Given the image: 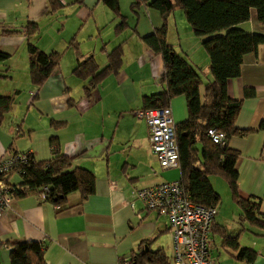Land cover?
Instances as JSON below:
<instances>
[{"label": "crops", "instance_id": "0c3cea01", "mask_svg": "<svg viewBox=\"0 0 264 264\" xmlns=\"http://www.w3.org/2000/svg\"><path fill=\"white\" fill-rule=\"evenodd\" d=\"M132 1L119 0L128 28L116 34L120 17L103 0H0V51L6 55L0 58V96H13L11 108L0 117V157L30 151L34 160L49 159V139L56 136L59 151L72 159L69 168L83 167L95 175V192L84 199L73 191L55 204L41 200L36 189L16 196L11 210L0 217V264L9 263V243L19 241L42 242L46 264H117L122 258L132 263L138 254L159 249L171 260L166 253L172 254L167 218L146 210L135 195L137 188L180 176L178 168H161L149 145L148 126L135 115L144 95L162 90V59L140 39L159 27L162 18L151 7L131 9ZM185 19L181 9L170 13L167 40L210 80L209 57ZM29 23L37 24L30 41L46 53L60 54L57 67L39 88L28 71ZM238 26L264 34L255 8ZM72 39L81 55L94 56L100 69L121 44L120 68L102 78L91 98L83 91L87 80L73 73L78 55L69 45ZM245 89L253 94L245 96ZM227 92L242 101L235 126L248 130L228 139L229 147L239 152V194L258 199L264 214V41L256 52L243 55L241 73L228 79ZM70 100L73 105H68ZM169 108L174 123L187 117L183 95L173 97ZM219 205L214 221L226 229ZM227 234L237 232L231 228ZM257 257L253 264H264Z\"/></svg>", "mask_w": 264, "mask_h": 264}, {"label": "trees", "instance_id": "16d2710c", "mask_svg": "<svg viewBox=\"0 0 264 264\" xmlns=\"http://www.w3.org/2000/svg\"><path fill=\"white\" fill-rule=\"evenodd\" d=\"M115 17H120L114 29L119 34L128 28L124 16H121L119 0H103ZM82 3L83 0H75ZM147 6L159 11L162 24L150 33L141 36V41L159 55L163 63V72L159 81L162 90L141 99V109L169 107L171 99L178 95L185 97L187 117L175 123V141L178 147V169L180 183L184 193L192 202L205 206H218L220 196L209 179L211 175L221 177L228 186L232 201L239 208V220L249 227L264 231V214L260 210V201L254 197L243 198L237 187L235 162L239 156L237 150L228 145V139L234 135H245L246 129H238L235 120L241 107V99L231 98L227 92V81L241 73L243 55L256 52L264 41V34L247 31L238 25L249 19L250 9L255 8L257 19L264 23V0H133L130 7L135 10ZM176 9H181L191 31L201 38V45L209 57L211 79L204 80L201 68L194 65L180 49L167 40V18ZM37 31L36 23H29L27 37L28 71L33 86L39 88L55 70L60 54L46 53L31 41ZM134 31V30H133ZM69 45L77 51V64L73 73L87 80L83 87L84 95L91 98L102 78L118 71L121 66V44L112 49L107 56L108 63L100 69L93 55L84 57L78 43L72 39ZM104 50V48H103ZM0 51V58H5ZM252 89H245V96H251ZM36 99V94L32 96ZM73 105L74 101H68ZM13 96H0V117L11 108ZM53 126L62 124L51 122ZM264 128V121L262 123ZM215 129L225 136V143L215 142L208 130ZM52 156L46 160H34L22 167V178L18 185L26 186L15 193L23 196L27 191L36 189L37 194L47 186V198L55 204L61 203L66 196L79 191L81 198L95 192V175L83 167L70 169L71 157L62 154L58 148V139H49ZM14 197V198H15ZM215 218V217H214ZM221 238V246L229 248L234 257L247 264H253L258 252L250 247L241 246L240 233L229 236L224 226L213 220L212 234ZM147 241V240H146ZM144 242V240H143ZM8 264H46L44 245L39 241H19L9 243ZM263 256V252H260ZM168 257L162 249L146 250L132 259V264H167Z\"/></svg>", "mask_w": 264, "mask_h": 264}, {"label": "built area", "instance_id": "2783aa9c", "mask_svg": "<svg viewBox=\"0 0 264 264\" xmlns=\"http://www.w3.org/2000/svg\"><path fill=\"white\" fill-rule=\"evenodd\" d=\"M135 115L148 126V140L152 152L163 170L178 168V147L175 141V123L169 107L138 109ZM215 142L225 143V136L215 129L208 130ZM31 161V152H7L0 157V217L11 210L15 193L26 186L9 181L10 174L23 172ZM47 186L38 192L41 200L47 198ZM135 195L146 210L156 211L167 218L171 230L172 254L167 264H215L210 255L211 226L218 209L192 202L184 193L180 178L137 188ZM264 257V252H263ZM117 264H132L120 259Z\"/></svg>", "mask_w": 264, "mask_h": 264}, {"label": "rangeland", "instance_id": "374dc122", "mask_svg": "<svg viewBox=\"0 0 264 264\" xmlns=\"http://www.w3.org/2000/svg\"><path fill=\"white\" fill-rule=\"evenodd\" d=\"M186 21V19H185ZM178 48L177 46H175ZM180 177V176H179ZM22 178L16 174L11 175L12 182H19ZM212 185H214L215 191L220 196L219 210H221L220 219L226 221V230L229 233L231 228H234L236 232L240 233V244L253 249H259L262 253L264 251V231L255 227H249L246 223L239 220L238 212L239 208L233 203L230 198L227 183L218 176L211 175L209 177ZM219 219V218H217ZM210 255L212 256L215 264H247L245 261H240L234 257V254L229 248H223L221 246V238L218 234L210 235ZM168 256L171 255V251L167 250ZM264 258L258 254L257 259ZM264 263V261H262Z\"/></svg>", "mask_w": 264, "mask_h": 264}]
</instances>
